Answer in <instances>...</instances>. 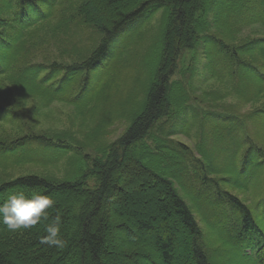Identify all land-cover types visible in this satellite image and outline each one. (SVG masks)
I'll use <instances>...</instances> for the list:
<instances>
[{
	"label": "trees",
	"instance_id": "1",
	"mask_svg": "<svg viewBox=\"0 0 264 264\" xmlns=\"http://www.w3.org/2000/svg\"><path fill=\"white\" fill-rule=\"evenodd\" d=\"M158 8L159 46L138 60L130 37L112 46L127 25ZM254 25L264 27V0H0V90L8 84L19 95L10 108L0 106V121L15 130L0 136V151L27 163L39 150L50 162L71 154L65 177L0 178V195L18 186L51 195L50 218L61 215L67 242L62 249L42 245L44 223L15 232L0 225V264H214L180 190L230 252L227 260L264 264V216L209 179L226 173L222 181L246 187L264 168V150L239 135L245 122L264 121V103L239 122L221 104L228 93L246 103L264 95V34L241 37ZM114 76L128 85L125 93L110 95L119 88ZM210 80L227 92L203 90ZM27 98L37 100L36 109L54 103L79 109L87 115L82 139L66 130L35 131L19 109ZM189 117L197 124L186 123ZM122 122L125 130L107 143L109 128ZM179 123L198 129L196 177L188 176L191 162L172 140L182 134ZM219 152H226L223 166L213 162ZM256 186L262 190V182ZM145 202L155 214L137 215L133 207Z\"/></svg>",
	"mask_w": 264,
	"mask_h": 264
},
{
	"label": "rangeland",
	"instance_id": "2",
	"mask_svg": "<svg viewBox=\"0 0 264 264\" xmlns=\"http://www.w3.org/2000/svg\"><path fill=\"white\" fill-rule=\"evenodd\" d=\"M65 5L64 7H66ZM161 9H155L153 12H146L142 16L138 17L135 21L127 25L122 31H120L117 36L114 38L112 46H118L119 40L121 37H130V46L133 54L137 55L136 59H141V57L145 54V52L153 46H159V36L161 34L159 28V23L161 20ZM134 24V25H133ZM132 25V26H131ZM131 26V27H130ZM81 31V30H80ZM78 32V37L83 33ZM88 30H84V34H88ZM264 34V27L254 25L253 27L245 30L241 37H255L261 36ZM120 45V44H119ZM129 46V45H126ZM69 50H72L71 46H67ZM112 79V80H111ZM111 82L113 87L115 85L119 86V88L110 91V95H117L123 94L128 90L127 84H122V79L118 76L111 77ZM120 84V85H119ZM5 86L0 92H4V94H0V106L1 107H11L13 106L14 102L17 100L19 95L15 89L8 86V84H4ZM203 90L214 89L218 92L220 91L221 94L227 92L228 89L225 87L223 88L218 81H207L201 85ZM100 98L107 99L110 96H106V94L101 93ZM21 96V94H20ZM37 100L34 98H27L24 102H22V107H20V112L23 113V116L26 120V123L30 125L35 131L39 133H50L55 131H69L73 132L79 139H82V135H84L86 128L81 125V120L87 115H81V111L79 109H75L73 106H70L67 103H54L48 108H41L36 109L34 108ZM264 103V95L261 96V99L257 103H246L242 102L236 96H232L228 93V97L226 96L223 100H221V104L227 106V112L233 115L232 121L239 122L242 121L243 117L250 114V112ZM85 111H88L85 109ZM248 118V117H247ZM195 119V118H194ZM199 121V120H197ZM196 123V120H192V118H188L186 123ZM222 122H218L216 125L221 124ZM14 127L3 123L0 121V136H9L15 133ZM126 128V122L116 123L109 128L108 134L104 137V140L107 143H112L116 141V139L121 135L123 130ZM178 130L182 132V134L175 135L172 137L173 142L179 143L185 153V157L188 162H191L189 169L187 170L189 177H196V171H193V167L200 162V154L196 149V144L199 142V137L196 135V127L190 128L188 125L179 123L177 125ZM243 131L239 133V135L246 141L248 144H256L262 150H264V121L259 122L258 124H254L253 122H249L248 124L245 122V125H242ZM198 130V129H197ZM240 138V137H239ZM241 140V138H240ZM226 144H234V137L230 138L227 137L225 139ZM239 145V144H238ZM185 148H183V147ZM247 144L244 143L242 149L239 151V154L236 158V169L241 170V161H238V157L243 154V151L247 148ZM218 147H221V142L218 143ZM15 152L13 151L10 153H4L0 151V178L1 179H10L14 178L23 174H38L43 176H54L56 178L65 177V175L69 171V154L64 159L58 162H50L46 159V153L43 150H39L38 153H33L32 155L35 158L33 163H27L24 161L16 162L14 161ZM10 155V156H9ZM37 155H40L37 157ZM213 162L223 166L224 163H227L226 160V152H219L217 156H212ZM212 164V163H211ZM215 166V164H212ZM204 170V169H203ZM208 170V169H207ZM213 172L211 171V174ZM199 174V172L197 173ZM208 175L206 172L202 171V176ZM210 174V175H211ZM215 174V173H213ZM227 174L226 173H219L217 175H211L209 179H211L216 183L217 186L219 185L221 188V192H226L233 194L237 198H239L245 205H247L251 210L255 212V214H262L261 217L264 216V168L261 170L260 176L257 179V182H252L250 184L248 182V186H241L236 187V185H230L227 182L222 180H226ZM229 178H227V181ZM222 181V183H220ZM262 182V190L259 188H255L256 183ZM255 184V185H254ZM257 187V186H256ZM197 190H200V186L196 185ZM179 191V190H178ZM180 197L186 202L188 207L190 208L191 212L193 213L198 225L202 230V243L206 250L208 251L210 257L212 258L214 264H236L234 260H227L228 254L230 253L227 250H224L223 243L214 235V232L208 229L206 225V221L204 218L199 214L198 209L195 207V204L190 199L188 195H186L181 190L179 191ZM263 198V201H262ZM262 201V203H261ZM146 203V205H145ZM140 204L138 208L133 207V210L139 216H149L155 214L154 205L151 202H145ZM151 203V204H149ZM129 207V206H127ZM131 209V207H129ZM221 210V209H220ZM225 211L226 216L229 218V223L233 224L234 219L229 208H223L222 211ZM214 221V220H212ZM264 226V220L262 221ZM137 238L144 239L145 235L136 233ZM149 242L153 241L152 236L147 235V239ZM224 240V239H223ZM181 253L184 249L185 243L181 242L180 244ZM227 260V261H226Z\"/></svg>",
	"mask_w": 264,
	"mask_h": 264
},
{
	"label": "clouds",
	"instance_id": "3",
	"mask_svg": "<svg viewBox=\"0 0 264 264\" xmlns=\"http://www.w3.org/2000/svg\"><path fill=\"white\" fill-rule=\"evenodd\" d=\"M55 205L56 200L51 195L40 190L26 192L18 186L16 190L0 195V225L15 232L44 223V235L39 237V242L62 249L67 243L61 234L62 217L59 213L51 218L49 215Z\"/></svg>",
	"mask_w": 264,
	"mask_h": 264
}]
</instances>
